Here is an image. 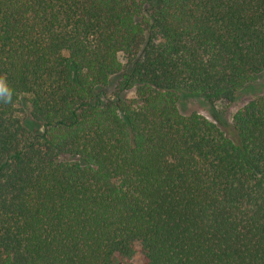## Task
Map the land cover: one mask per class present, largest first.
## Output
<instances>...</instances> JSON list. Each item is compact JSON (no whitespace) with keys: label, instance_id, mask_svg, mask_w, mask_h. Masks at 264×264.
Instances as JSON below:
<instances>
[{"label":"trees","instance_id":"1","mask_svg":"<svg viewBox=\"0 0 264 264\" xmlns=\"http://www.w3.org/2000/svg\"><path fill=\"white\" fill-rule=\"evenodd\" d=\"M263 74L264 0H0V264H264Z\"/></svg>","mask_w":264,"mask_h":264},{"label":"rangeland","instance_id":"2","mask_svg":"<svg viewBox=\"0 0 264 264\" xmlns=\"http://www.w3.org/2000/svg\"><path fill=\"white\" fill-rule=\"evenodd\" d=\"M260 83L262 84V87H263L261 89L264 91V74L260 78ZM132 95H133L132 93H128V97H132ZM249 99H250L249 95H243L238 101L231 103V104H227L225 102H219L213 106V111L210 110V108L206 106L205 104L199 101H196V100H188L186 103L181 105L180 108L184 112L196 111L201 116L205 117L208 120L224 124L225 122L230 123L232 116Z\"/></svg>","mask_w":264,"mask_h":264},{"label":"clouds","instance_id":"3","mask_svg":"<svg viewBox=\"0 0 264 264\" xmlns=\"http://www.w3.org/2000/svg\"><path fill=\"white\" fill-rule=\"evenodd\" d=\"M12 100V91L6 86L3 81H0V102L5 104Z\"/></svg>","mask_w":264,"mask_h":264}]
</instances>
